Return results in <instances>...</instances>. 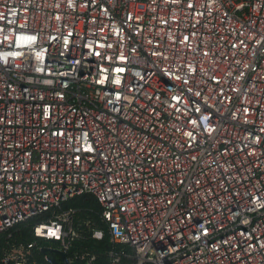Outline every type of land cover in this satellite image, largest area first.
<instances>
[{"label":"built area","instance_id":"obj_1","mask_svg":"<svg viewBox=\"0 0 264 264\" xmlns=\"http://www.w3.org/2000/svg\"><path fill=\"white\" fill-rule=\"evenodd\" d=\"M100 251L264 264V0H0V264Z\"/></svg>","mask_w":264,"mask_h":264},{"label":"trees","instance_id":"obj_2","mask_svg":"<svg viewBox=\"0 0 264 264\" xmlns=\"http://www.w3.org/2000/svg\"><path fill=\"white\" fill-rule=\"evenodd\" d=\"M65 206H71L78 209V215L80 218H96L95 213L99 210V204L95 197L91 194H81L74 196L73 198L69 199ZM31 222V221H30ZM29 222V223H30ZM27 224H20L23 228L21 231L22 238H29V228L26 227ZM26 227V228H24ZM96 264H107V259L102 251L99 253V257L97 259Z\"/></svg>","mask_w":264,"mask_h":264},{"label":"water","instance_id":"obj_3","mask_svg":"<svg viewBox=\"0 0 264 264\" xmlns=\"http://www.w3.org/2000/svg\"><path fill=\"white\" fill-rule=\"evenodd\" d=\"M64 256V255H63ZM52 264H57L54 260H51Z\"/></svg>","mask_w":264,"mask_h":264}]
</instances>
